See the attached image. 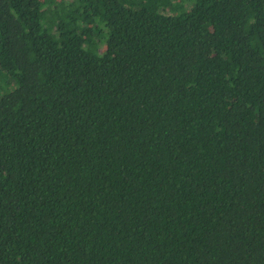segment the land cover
<instances>
[{
    "label": "trees",
    "instance_id": "trees-1",
    "mask_svg": "<svg viewBox=\"0 0 264 264\" xmlns=\"http://www.w3.org/2000/svg\"><path fill=\"white\" fill-rule=\"evenodd\" d=\"M0 264H264V0H0Z\"/></svg>",
    "mask_w": 264,
    "mask_h": 264
}]
</instances>
